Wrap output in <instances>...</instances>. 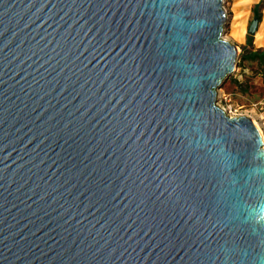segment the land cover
<instances>
[{"label": "water", "instance_id": "1", "mask_svg": "<svg viewBox=\"0 0 264 264\" xmlns=\"http://www.w3.org/2000/svg\"><path fill=\"white\" fill-rule=\"evenodd\" d=\"M227 22L224 0H0V264H264V139L217 105Z\"/></svg>", "mask_w": 264, "mask_h": 264}, {"label": "rangeland", "instance_id": "2", "mask_svg": "<svg viewBox=\"0 0 264 264\" xmlns=\"http://www.w3.org/2000/svg\"><path fill=\"white\" fill-rule=\"evenodd\" d=\"M227 12V24L223 39L237 46L239 52L238 72L233 74L218 90L217 105L228 113H244V116L255 119L263 128L264 125V56L252 55L233 35L234 11L232 2L224 0ZM250 21L249 24H251ZM226 96V97H224ZM248 112V113H245ZM264 130V129H263Z\"/></svg>", "mask_w": 264, "mask_h": 264}, {"label": "crops", "instance_id": "3", "mask_svg": "<svg viewBox=\"0 0 264 264\" xmlns=\"http://www.w3.org/2000/svg\"><path fill=\"white\" fill-rule=\"evenodd\" d=\"M234 11V20L238 11L242 13L237 26L242 29V38L239 43L251 51L252 55L264 56V0H230ZM244 7V9H240ZM258 20V27L254 34L250 33L253 21ZM251 22V24H249ZM237 47V46H236Z\"/></svg>", "mask_w": 264, "mask_h": 264}, {"label": "bare ground", "instance_id": "4", "mask_svg": "<svg viewBox=\"0 0 264 264\" xmlns=\"http://www.w3.org/2000/svg\"><path fill=\"white\" fill-rule=\"evenodd\" d=\"M241 10L244 9V7H241L240 8ZM240 17H242V13H240L238 11V13L236 14V19L238 21H240ZM236 19L234 20V23H233V35L235 37L236 40H240L242 38V29L239 27V25L237 26V21ZM254 123L256 124V126L258 127V129L260 130L262 136H263V139H264V131L262 129V127L257 123V121L255 119H253Z\"/></svg>", "mask_w": 264, "mask_h": 264}, {"label": "built area", "instance_id": "5", "mask_svg": "<svg viewBox=\"0 0 264 264\" xmlns=\"http://www.w3.org/2000/svg\"><path fill=\"white\" fill-rule=\"evenodd\" d=\"M236 72H238V69H237ZM218 96L220 97V93L218 94ZM224 97H226V96H224ZM239 109H241V108H237V110L235 112H231V113H228V111L226 109H223V110L228 114V116H230V117L233 118V117H241V116H244V113H238L237 112ZM262 110L264 111V108L263 107H262ZM245 113H248V112H245ZM262 129H264V125H263V128Z\"/></svg>", "mask_w": 264, "mask_h": 264}]
</instances>
